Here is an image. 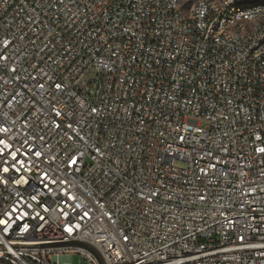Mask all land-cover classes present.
<instances>
[{
  "label": "built area",
  "instance_id": "built-area-1",
  "mask_svg": "<svg viewBox=\"0 0 264 264\" xmlns=\"http://www.w3.org/2000/svg\"><path fill=\"white\" fill-rule=\"evenodd\" d=\"M180 1L0 0V264H264V0Z\"/></svg>",
  "mask_w": 264,
  "mask_h": 264
},
{
  "label": "rangeland",
  "instance_id": "rangeland-1",
  "mask_svg": "<svg viewBox=\"0 0 264 264\" xmlns=\"http://www.w3.org/2000/svg\"><path fill=\"white\" fill-rule=\"evenodd\" d=\"M197 0H181V10L183 13L188 14L190 8ZM207 1H213V0H207ZM240 1H254V0H240ZM176 166L180 168L185 167V163L183 162H176ZM67 261L70 264H88L87 261H85L81 255L75 254L72 255L67 259Z\"/></svg>",
  "mask_w": 264,
  "mask_h": 264
},
{
  "label": "snow or ice",
  "instance_id": "snow-or-ice-1",
  "mask_svg": "<svg viewBox=\"0 0 264 264\" xmlns=\"http://www.w3.org/2000/svg\"><path fill=\"white\" fill-rule=\"evenodd\" d=\"M57 87L59 88V85H57ZM57 115H59V113H57ZM260 151L264 152V149H261ZM73 163H75V161H73ZM5 171H7V169H5ZM69 231H71V229H69Z\"/></svg>",
  "mask_w": 264,
  "mask_h": 264
}]
</instances>
